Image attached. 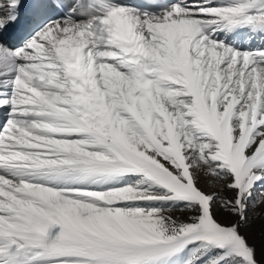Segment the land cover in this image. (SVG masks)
I'll list each match as a JSON object with an SVG mask.
<instances>
[{
    "label": "snow or ice",
    "instance_id": "obj_1",
    "mask_svg": "<svg viewBox=\"0 0 264 264\" xmlns=\"http://www.w3.org/2000/svg\"><path fill=\"white\" fill-rule=\"evenodd\" d=\"M0 264H264V0H0Z\"/></svg>",
    "mask_w": 264,
    "mask_h": 264
},
{
    "label": "rangeland",
    "instance_id": "obj_2",
    "mask_svg": "<svg viewBox=\"0 0 264 264\" xmlns=\"http://www.w3.org/2000/svg\"><path fill=\"white\" fill-rule=\"evenodd\" d=\"M178 214V213H177Z\"/></svg>",
    "mask_w": 264,
    "mask_h": 264
}]
</instances>
